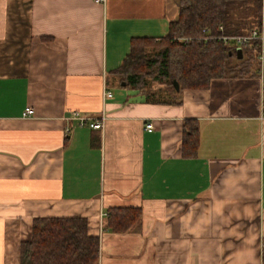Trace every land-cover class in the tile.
Listing matches in <instances>:
<instances>
[{"label":"crops","instance_id":"1","mask_svg":"<svg viewBox=\"0 0 264 264\" xmlns=\"http://www.w3.org/2000/svg\"><path fill=\"white\" fill-rule=\"evenodd\" d=\"M178 2L0 0V264H21L34 220L52 217L86 218L99 264H264V79L162 103L114 73L133 38L168 33ZM73 111L106 114L104 129ZM120 207L141 215L116 232Z\"/></svg>","mask_w":264,"mask_h":264},{"label":"trees","instance_id":"2","mask_svg":"<svg viewBox=\"0 0 264 264\" xmlns=\"http://www.w3.org/2000/svg\"><path fill=\"white\" fill-rule=\"evenodd\" d=\"M263 2L179 0V15L168 33L157 39L133 38L130 53L114 73L147 99L162 103H177L182 90L207 89L217 78L261 76L260 41L236 46L221 37L247 34L258 27ZM184 144L192 152L197 149L196 121L187 123ZM140 215L131 207L110 209L107 227L126 231ZM99 256L100 239L89 234L84 217L36 218L31 239L21 245V264H99Z\"/></svg>","mask_w":264,"mask_h":264},{"label":"built area","instance_id":"3","mask_svg":"<svg viewBox=\"0 0 264 264\" xmlns=\"http://www.w3.org/2000/svg\"><path fill=\"white\" fill-rule=\"evenodd\" d=\"M96 3H104L106 0H94ZM264 5V2H263ZM221 39L234 43L236 46L243 45L245 43L251 42L252 40H258L260 41L261 49L259 54V60H260V72L261 76L264 79V6H263V13L261 18V24L254 28L251 32L247 34H241L236 36H222ZM106 97L111 98L113 97V93L108 90L106 92ZM35 113V110L32 106H28L24 111L25 117H31ZM70 120H75L77 122L78 126L81 127H89L92 129H99L102 130L105 127L107 115L102 114L99 117L89 116L86 114L81 113L80 111H73L69 117ZM153 123L148 122L146 123L145 129L148 131L153 130ZM70 129L68 128L67 131Z\"/></svg>","mask_w":264,"mask_h":264},{"label":"water","instance_id":"4","mask_svg":"<svg viewBox=\"0 0 264 264\" xmlns=\"http://www.w3.org/2000/svg\"><path fill=\"white\" fill-rule=\"evenodd\" d=\"M237 54H238L239 57H242V49L241 48L237 49ZM174 84H175L176 88L179 89L180 86H179L178 81L175 80Z\"/></svg>","mask_w":264,"mask_h":264},{"label":"rangeland","instance_id":"5","mask_svg":"<svg viewBox=\"0 0 264 264\" xmlns=\"http://www.w3.org/2000/svg\"><path fill=\"white\" fill-rule=\"evenodd\" d=\"M262 77V76H261ZM112 87H115L116 90H119L120 87L118 86V83L115 81L112 82Z\"/></svg>","mask_w":264,"mask_h":264}]
</instances>
